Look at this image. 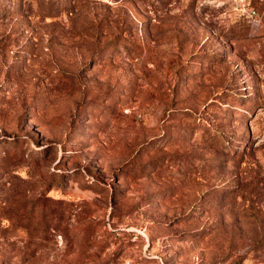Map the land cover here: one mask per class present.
Segmentation results:
<instances>
[{
  "label": "rangeland",
  "instance_id": "374dc122",
  "mask_svg": "<svg viewBox=\"0 0 264 264\" xmlns=\"http://www.w3.org/2000/svg\"><path fill=\"white\" fill-rule=\"evenodd\" d=\"M0 264H264V0H0Z\"/></svg>",
  "mask_w": 264,
  "mask_h": 264
}]
</instances>
